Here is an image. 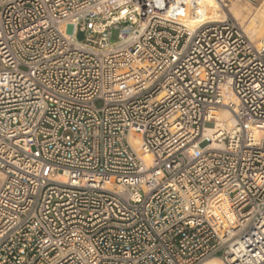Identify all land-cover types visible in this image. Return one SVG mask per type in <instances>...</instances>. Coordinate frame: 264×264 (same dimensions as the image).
<instances>
[{
  "label": "built area",
  "instance_id": "2783aa9c",
  "mask_svg": "<svg viewBox=\"0 0 264 264\" xmlns=\"http://www.w3.org/2000/svg\"><path fill=\"white\" fill-rule=\"evenodd\" d=\"M217 4L0 0V264H264V37Z\"/></svg>",
  "mask_w": 264,
  "mask_h": 264
},
{
  "label": "bare ground",
  "instance_id": "6f19581e",
  "mask_svg": "<svg viewBox=\"0 0 264 264\" xmlns=\"http://www.w3.org/2000/svg\"><path fill=\"white\" fill-rule=\"evenodd\" d=\"M171 9L170 15L172 18L178 19L186 23L190 28H194L207 21H215L223 18L225 15L217 11L218 4L216 0H199V6L195 8V11L190 12L189 0H170ZM233 16L237 19H241L246 23L245 32L250 39H256L259 35L264 37V9L257 10L251 14H242L238 10L235 4L231 5L230 10ZM243 23V24H244ZM229 94V93H228ZM212 115L214 120L208 124L203 133L205 137H211L215 128L214 127H228L233 122L232 112L227 108L213 109ZM130 141L133 146H137V137L131 136ZM204 145L208 144V141L204 139ZM215 144L212 142L211 146ZM145 158H149L146 155ZM201 264H224L219 257H212L204 260Z\"/></svg>",
  "mask_w": 264,
  "mask_h": 264
},
{
  "label": "rangeland",
  "instance_id": "374dc122",
  "mask_svg": "<svg viewBox=\"0 0 264 264\" xmlns=\"http://www.w3.org/2000/svg\"><path fill=\"white\" fill-rule=\"evenodd\" d=\"M223 1L225 3H227V9H228V11L230 10L231 5L232 4H235L237 6L238 10H240L242 12V14H246V13L251 14V13L257 11L258 9L259 10L264 9V0H256V2L253 3V4L249 3L247 0H223ZM216 2H217V0H216ZM217 11L219 13L223 14V15H226V13L228 14V12H226V13L223 12L219 8V5H218V8H217ZM229 14H231L233 16V13L231 11H229ZM235 19H237V18H235ZM237 20H238V22L242 25V27L245 30L246 23L242 22L241 19H237ZM116 37H117V32L115 30H113L112 31L111 39L114 40V39H116ZM262 37H263V35L262 36L259 35L256 39H251V40L252 41H257L258 39H260Z\"/></svg>",
  "mask_w": 264,
  "mask_h": 264
},
{
  "label": "water",
  "instance_id": "95a60500",
  "mask_svg": "<svg viewBox=\"0 0 264 264\" xmlns=\"http://www.w3.org/2000/svg\"><path fill=\"white\" fill-rule=\"evenodd\" d=\"M78 38L79 39H82L83 38V34L81 32L79 33Z\"/></svg>",
  "mask_w": 264,
  "mask_h": 264
}]
</instances>
